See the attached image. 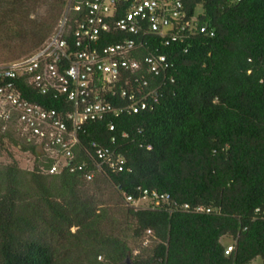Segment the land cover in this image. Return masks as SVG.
Listing matches in <instances>:
<instances>
[{
    "label": "trees",
    "instance_id": "trees-1",
    "mask_svg": "<svg viewBox=\"0 0 264 264\" xmlns=\"http://www.w3.org/2000/svg\"><path fill=\"white\" fill-rule=\"evenodd\" d=\"M68 2L0 0V42L24 41L25 55L35 52L55 33ZM184 5L189 14L202 7L199 24L207 32L170 45L147 37L150 46L139 55L151 49L169 63L151 81L158 87L156 101L137 113L85 123L73 159H94L92 142L115 149L91 185L98 187L99 179L111 184L122 201L144 190L168 194L165 208L125 203L116 217L101 207L80 172L48 174L52 159L16 129L0 128V150L10 158L0 165V264H71L56 247L60 241L67 251L77 249L73 264H250L258 257L264 264V0ZM81 18L69 12L64 38H73ZM106 35L101 45L123 38L113 30ZM23 88L32 102L60 108L63 98ZM9 146L34 155L32 170L19 168ZM196 206L211 212H195ZM147 230L155 239L141 247ZM230 243L234 247L225 254Z\"/></svg>",
    "mask_w": 264,
    "mask_h": 264
},
{
    "label": "built area",
    "instance_id": "built-area-1",
    "mask_svg": "<svg viewBox=\"0 0 264 264\" xmlns=\"http://www.w3.org/2000/svg\"><path fill=\"white\" fill-rule=\"evenodd\" d=\"M70 11L80 12L82 18L69 41L63 32ZM112 30L123 38L101 45L99 41ZM197 32H207V28L199 24L196 10L188 13L184 0H69L55 33L38 50L0 65V128L16 129L52 159L48 174L67 169L80 172L90 182L104 164L113 160L116 150L92 142L94 159L89 156L73 161L81 127L109 116L118 117L123 111L137 113L148 108L151 100L156 101L158 87L152 79L161 76L169 63L164 54L151 49L139 55L142 46H150L147 37H160L164 45H170ZM24 85L41 95L63 98L59 100L60 108L32 102L23 92ZM107 95L127 103L115 105ZM66 103L71 110L65 108ZM116 162L123 164V159L117 156ZM167 199L168 194L152 191L150 195L144 190L141 197L127 195L124 201L135 209H164L162 201ZM183 208L189 206L185 204ZM193 210L211 212L203 206ZM152 239L155 237L147 230L141 247L148 246ZM233 247V243L228 244L225 254ZM138 252L139 249L134 254ZM98 259L102 260L100 256Z\"/></svg>",
    "mask_w": 264,
    "mask_h": 264
},
{
    "label": "rangeland",
    "instance_id": "rangeland-1",
    "mask_svg": "<svg viewBox=\"0 0 264 264\" xmlns=\"http://www.w3.org/2000/svg\"><path fill=\"white\" fill-rule=\"evenodd\" d=\"M45 10L43 8L39 9L40 14H44ZM196 12L198 14L202 13V7L198 6L196 8ZM27 53L26 51V43L24 41H12V42H7V41H2L0 42V65L1 64H6L8 61H10V58L13 57H19L24 56ZM8 150L11 152L12 157L15 161H17L18 166L21 170L23 171H30L33 168L34 165V155L31 154L28 151H23L20 148H16L14 146H9ZM10 158L7 156V154L0 150V165L9 163ZM89 187L91 188V192L95 194V196L98 197V199L101 200V207H104L105 209L107 208L114 216H118L117 212L121 211V207H126V204L124 201L117 200V191L115 187H113L111 184L100 180L98 183V187H94L90 183H87ZM109 229V228H108ZM72 232L76 231V228L73 227L71 228ZM224 242H229L228 239H224ZM62 242L56 243V247L59 250V253L63 257H68L70 258V263L73 264L75 262H78L77 256H78V251L75 248H72L71 250L67 251L65 250L64 244L61 245ZM141 244V243H140ZM139 249V247H138ZM137 250V249H135ZM250 264H262V260L260 257L256 258L254 261H252Z\"/></svg>",
    "mask_w": 264,
    "mask_h": 264
}]
</instances>
